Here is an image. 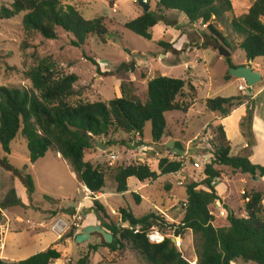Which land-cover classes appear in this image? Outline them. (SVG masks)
<instances>
[{
    "label": "trees",
    "instance_id": "16d2710c",
    "mask_svg": "<svg viewBox=\"0 0 264 264\" xmlns=\"http://www.w3.org/2000/svg\"><path fill=\"white\" fill-rule=\"evenodd\" d=\"M106 1L110 7L116 3V0ZM231 10V0H156L153 11L143 12L137 18L122 23V27L142 39L151 40L152 29L160 21L166 22L165 13L177 12L191 26L206 24L209 39L215 43L216 49L222 44L232 53L233 49L227 47L224 38L213 26L215 22H222L224 15ZM20 14H24L21 26L26 35L37 34L45 40H55L56 31L60 29L73 36L72 43L77 47L84 46L91 36L97 37L102 44L107 43L108 31L103 25V18L86 20L66 0H11L8 7L0 6L1 20H10ZM165 25L170 26L167 22ZM230 27L242 38L237 48L244 52L247 61L264 57V0H255L245 13L230 21ZM159 47L170 45L159 42ZM86 59L97 65L91 58ZM225 61L228 68L233 67L230 58ZM230 78L228 71L224 79ZM26 79L31 84L30 88L0 86V147L4 156L10 154V144L20 134L25 140L30 164L42 159L49 150L54 151L68 163L77 181L92 194L103 191L108 177L104 167L84 160L86 153L95 148L96 140L102 141L105 150L109 151L107 154L112 146L128 145L124 142L126 140H114V133L135 135L137 138L129 139V143H133L135 148L143 147L138 138L142 137L145 124L150 123L152 142L158 151L163 152L157 145L166 136L164 114L174 111L187 113L196 95L191 84H187L189 93L184 94L186 81L182 79L157 76L147 83L145 101L135 93L131 82H124L119 86L121 96L110 101L89 103L77 100L71 103V99L80 97L75 74L59 75L43 62L26 72ZM241 100L242 97H217L205 100L204 107L207 112L224 119L241 104ZM248 104L239 128L246 141L245 149L251 152L255 141L251 131L252 102ZM212 126V140L208 142L210 151L206 153L211 158L204 165V179L184 186L182 226L176 233L186 230L192 233L195 264H264V197L261 193H243L245 217H236L228 212L226 227L214 226L215 219L210 215V207L221 202L213 184L222 178L220 168H229L241 176L264 178V166L251 163L247 156H232L231 144L223 126L218 120ZM176 147L175 144L172 149ZM0 164L19 178L29 199L34 193V183L27 166L17 169L6 157L0 160ZM116 164L109 167L107 163V166L114 168ZM183 164L182 159L161 158L155 168L148 163L118 166L109 177L116 193L122 195L128 192V179L134 178L143 183L178 175ZM88 211L94 213L101 227L113 236L111 244H102L110 251L115 252L126 243L147 264H188L169 238L161 244L147 241L145 231L163 222L160 216L150 213L136 217L129 207L120 208L121 222L127 223L130 228L141 226L142 233L133 234L132 229L119 230L118 223L104 224L107 212L99 201L94 200ZM75 233L76 229L72 228L66 239L75 238ZM92 250L96 252L97 246ZM60 258L58 251L48 248L11 264H53ZM86 259L80 260L79 264H86Z\"/></svg>",
    "mask_w": 264,
    "mask_h": 264
},
{
    "label": "rangeland",
    "instance_id": "374dc122",
    "mask_svg": "<svg viewBox=\"0 0 264 264\" xmlns=\"http://www.w3.org/2000/svg\"><path fill=\"white\" fill-rule=\"evenodd\" d=\"M252 1L254 0H233L235 9L226 13L222 22L213 24L224 38L227 47L233 49L230 56L233 67H240L239 65L246 61V57L244 52L237 48L242 38L233 33L230 21L243 11L240 9L242 2L245 5ZM66 2L78 8L86 20L103 18V25L108 31L107 43L102 44L97 37L91 36L84 46L77 47L72 43L73 36L60 29L56 31L57 38L55 40H45L37 34L26 35L24 33L21 26L24 14L10 20L0 19V86L30 88L31 84L26 79V72L43 62L51 66L52 70L59 75L75 74L78 77L76 88L80 92V97L71 99V103L77 100L89 103L110 101L121 96L119 85L124 82H131L135 93L142 101H145L146 85L149 80L157 76L182 79L186 81L185 95L189 93L187 84L196 87L195 99L192 100L193 108L187 115L170 112L164 116L167 128L175 136L184 140L191 139L198 134L201 126L212 118L211 114L205 110L204 105H201L205 100L240 96V92L235 86V78L229 81L222 79L227 72L228 65L225 59L219 56L215 43L209 39V31L203 29L201 23L191 26L179 13L165 15L166 22L170 24V27L181 29L183 32L181 41L185 44L181 43L180 46H177V50H174L169 41L179 44L180 37L177 36L170 40L166 36L165 40L160 38L166 23L164 21H160L153 28L151 40L142 39L122 27V21L137 18L139 10L142 9L133 0H116L114 7H110L106 0H66ZM148 2L152 5V9H155L156 1L149 0ZM10 3L11 0H0V6L8 7ZM196 31L203 35L199 36ZM159 42H164L170 47H159ZM159 55L166 56V59L160 58ZM86 58H91L97 65L95 66ZM252 68L253 70H262V76H264V57L255 59ZM224 125L227 136L235 147L234 154H237L238 148L236 147L243 138L242 134L240 135V128L237 127L234 119L227 120ZM212 128L211 125L205 128L192 147L204 143L203 152H209L208 142L212 140ZM143 138L147 143H151L150 123H146L144 126ZM114 140H126L124 142L128 144L125 147H111L113 150L110 152L117 153L119 157L114 168L107 166V152L109 151L105 149L100 150L95 147L84 157L86 162H90L94 166H102L108 173L106 185L102 191V193H106L105 200L100 199V202L107 208V218L103 221L104 224H119V209L127 206L136 217L150 213L161 216V212H163L169 218L167 219L168 224L176 226L183 217L181 206L185 197L184 186L187 183L202 180V171L207 163L205 157L196 158L199 160L197 161L199 168L192 167L194 161L184 162L183 169L178 175L162 177L155 181H145L141 184L131 178L128 180L129 192L120 196L113 192L114 184L112 178L109 177L116 167L138 165L145 162L155 168L161 158L174 159H170L162 153H160L161 157L156 155L158 150L154 146L153 151H146V153L141 149L142 147L134 150L135 147L130 145L127 137L122 139L121 136H116V133H114ZM242 151L246 155L249 154L245 148ZM4 157L17 168L29 165L26 143L20 134L11 142L9 155L4 156L0 147V160ZM53 165L59 169L53 170L52 174L48 175L43 173L44 170L40 165L34 167L33 172L38 179V184L33 197L35 204H31L19 178L0 164V207L5 217L10 221L12 230L6 255L14 260H24L38 253L49 243V248L61 254V258L53 264H79L80 260L84 258H87L86 264H147L141 255L133 251L126 243H123L122 247L115 252L103 247V242L97 235L89 241L75 244L74 238L66 239L65 237L71 229L60 241L50 244L54 237L50 235L51 223H46L44 221L46 219L42 217L47 215L46 203L42 201L43 197L48 196L45 200L49 204L68 203L67 199L70 201L73 199L83 200V193L77 183L69 179L63 168H60L59 163L55 162ZM220 171L223 176H227L231 191V197L226 200V204L231 209L233 208L236 217H245L241 192L242 190L246 194L259 192L264 197V178L244 177L223 167L220 168ZM178 182H182L183 186H179ZM86 194L89 193L85 192ZM20 199L29 203L28 209L24 210L20 206ZM86 201L89 200L86 199ZM83 203L85 202L83 201ZM111 208L117 215L110 212ZM262 217H264V201H262ZM90 219L91 217H87L86 222ZM26 220L44 225L33 229L29 224H26ZM98 225L101 226V222ZM213 225L226 227L227 223L224 219H220L214 220ZM81 231L82 229H79L75 235ZM193 245L192 233L189 230L182 232L180 254L188 264L196 262ZM94 246H97L96 252L92 250Z\"/></svg>",
    "mask_w": 264,
    "mask_h": 264
},
{
    "label": "crops",
    "instance_id": "0c3cea01",
    "mask_svg": "<svg viewBox=\"0 0 264 264\" xmlns=\"http://www.w3.org/2000/svg\"><path fill=\"white\" fill-rule=\"evenodd\" d=\"M254 1H252V3ZM252 3H249V4H245L244 5L243 2H242V6L240 7V9H243L242 12L245 13L249 9V7L251 6ZM115 5H116V3H115ZM148 5H149V10H152L153 11L154 9H152V7H151L152 5H150V3H148ZM231 5H232V10H234L235 9V5L233 3V0H231ZM77 10H78V8H77ZM242 12L240 13V15L243 14ZM142 13H143L142 9L139 10L138 16H140ZM170 13H177V12H166L165 15L167 16ZM126 21L127 20L123 21L122 23H124ZM196 32H197V34L199 36L203 35V33L199 32V31H196ZM165 36L168 38V40L173 39V38H175L177 36L180 37V39H179L180 43L179 44H174L172 41H169V44L172 45V48L174 50H177V46L178 45L180 46L181 43H184V42L181 41L182 40V37H183V32L181 31V29H175L174 27H170V26L164 25L163 35L160 38H162L163 40H165L166 39ZM231 55H232V53L230 52V56ZM159 56H160V58H163V57L165 58L166 57L164 55H159ZM165 59H163V60H165ZM253 61H252V63H253ZM252 63L250 65V67L253 70ZM247 64H248V61L246 59V61L244 63H242L241 65H239V66H246ZM228 71H229V68L227 69V72ZM254 71L255 72H259L260 75L262 76V70H259L258 69V70H254ZM226 73L222 77V79L224 81H229V80L234 79V78L231 77L229 80H225L224 77H225ZM241 83L242 82L239 79H235V86H236L237 90H238V85H241ZM239 97H242L241 104L238 105L236 108H234L228 117H226L224 119H221L217 115H214V114L210 113L212 118L209 119L207 122H205L201 126V130L199 131L198 134L194 135L191 139H188V140H184L181 137L175 136L174 133L170 129L167 128V121H166V136H164L161 139L160 144L157 145L158 148H160L161 150H163V152L158 151V153L156 155H158V156L161 157L160 153H162L163 155H165L166 157H168L170 159H182V160H184V162H187V161H190L191 160V161H194L193 164H195V163H197V161H199V160H196V158H198L199 156L200 157L201 156H204L205 157V160H207V162H208L210 160L211 156L203 152L204 143H201L199 145H194L195 146L194 148L192 147V144L196 140H198V136H200L204 132V129L207 128V127H209L210 125L211 126L214 125V121H216V120H218V122L223 126L224 131H225V134H226V137L229 140V138L227 136L226 127L224 125L225 122L227 120H229V119H234L235 120V124H237V127L239 128V125H240L241 120L246 115V110H247V107L249 105L248 102L251 101L252 102V110H253V118H252L251 131H252V134H253V137H254L255 145L251 149V152H249L248 155L244 154L242 150L246 147V141L242 138L241 143L236 147V148H238L236 150L238 153L237 154H234V148L235 147L231 144V141L229 140V142L231 144V152H230V154L232 156H237V155L247 156L249 158V160L251 161V163L264 166V76H262V81L259 84L253 86L252 88H248L243 93L240 92V96ZM229 98H231V97H229ZM234 98H236V97H234ZM201 105H204V102ZM192 108L193 107H191L187 111V113H185V115H187ZM174 112H177V111H174ZM176 123H177V121H176ZM239 131H240V129H239ZM117 135L118 136H121L122 139H125V137H127V139H130V140L131 139L133 140L134 137L137 138V136H135V135L126 136V135H122L120 133H116V136ZM240 135H241V133H240ZM138 139L139 140L141 139L142 143L144 144V146L142 148L141 147H139V148H141L142 150H144L145 153H146V151H153L154 150L153 146L156 147V145L152 142V138H151V143H147L146 141H144L143 134H142V137L141 138L139 137ZM169 144H170V149L167 152L165 146L166 145H169ZM175 144L177 145V147L175 149H172ZM130 145L133 146V143H130ZM161 146H163V147H161ZM109 150L112 151L113 149L111 148ZM134 150H136V148ZM142 150H140V151H142ZM55 162L56 163H59L60 168L61 167L63 168L64 172H66V174H67V176L69 177L70 180H72L75 183H77V186L81 189V191L83 193V200L76 201L75 199H73V201H70L69 199H67L66 201L68 203H66V202L65 203L64 202L63 203L57 202L55 204H49L45 200L48 196L47 195H46L47 197L44 196L42 201L46 203V213H47L46 216H42L44 219H46L44 221H46V223H52L53 221H55L57 219H69V218H72V217H74L76 215H80L82 217V230L86 226L98 225L99 222H98V219H97L96 215L94 213H90L88 210L93 206V201L94 200L99 201V202H100V199L105 200L106 193H102V192H100L98 194H92V193H90L82 184H80L77 181L76 176L72 172V169L70 168V166L68 165V163L61 158L60 154H58V153H56L54 151L49 150L42 159L36 161L33 164H30L29 163V159H28L29 165H25V166H27V168H28L27 170H28L29 174L31 175L32 180H33V183H34V193H35V191L37 189V184H38L37 183L38 182L37 181L38 179L35 176V173L33 172L34 167H36V165H40L42 167V170H44L43 173L45 175H48V174H52L53 170H56V169L58 170L59 169V168H56V166L53 165ZM22 167H24V166H22ZM22 167H20V168L15 167V168L21 169ZM192 167H193V165H192ZM244 177H246V176H244ZM203 179H204V176L202 175V180ZM138 183L141 184L142 182H138ZM228 183H229V181H228L227 176H223L222 175L221 180L215 181L213 184H214L215 190H216L219 198L221 199V202L219 204L222 205V207L226 210L227 214H228V212H232L235 215L236 213L234 212L233 208L231 209L226 204V200L227 199L229 200L230 197H231V191L229 189V184ZM127 186H128V181H127ZM85 192L89 193L90 195L89 194H86L85 195ZM113 192L115 194H117L116 193L115 186L113 188ZM128 192H129V187H128ZM34 193L30 197V203L31 204H35V202L33 201ZM241 193L243 194L244 191L242 190ZM123 195L124 194H122L120 196H123ZM86 199L89 200V201H86ZM83 201L85 203H83ZM20 203H21L20 206L24 210L25 209H28V207H29V203L28 202H24L23 200L20 199ZM104 208H105V210L107 212V208L105 206H104ZM210 208H212V209H210V211H213L214 210V204ZM110 210H111L110 212H112L114 215H117V213L112 208ZM53 213H55V214H53ZM65 216H67V217H65ZM87 217H91V219H90V221H87L86 222ZM118 220L120 221V218H118ZM216 220H219V219H215V221ZM40 225L43 226L44 224L40 223ZM38 228H36V229H38ZM11 233H12V230H11L9 236H8V239H7V244H6V249H5V255H6V252H7L8 243L10 241ZM50 235H53V234L50 232ZM55 242H58V241H56L55 240V237H54V240L51 241L50 244H53ZM47 247L49 248V243L45 247H43L40 251H38V253L39 252H42V251H45ZM6 258L8 260H10L11 262H18V261H20V260H14V259H12L11 257H9V255H6Z\"/></svg>",
    "mask_w": 264,
    "mask_h": 264
},
{
    "label": "built area",
    "instance_id": "2783aa9c",
    "mask_svg": "<svg viewBox=\"0 0 264 264\" xmlns=\"http://www.w3.org/2000/svg\"><path fill=\"white\" fill-rule=\"evenodd\" d=\"M203 29H207L206 24H202ZM242 83L241 85H238V90L240 92H245L248 87L246 86L245 82L243 80H240ZM119 157L118 154L115 152H110L108 154V166L113 167L116 162L118 161ZM194 168H199V164L195 163L193 164ZM178 185H182V182H179ZM245 201H248L247 199ZM210 215H212L215 219H226L227 218V212L226 210L220 205L218 202L214 203V210L210 211ZM163 219V222H159L158 226H152L148 230L145 231V237L147 241L150 244H161L163 243L167 238L173 239L174 243L173 245L177 249L179 253H181V233H176L177 230L180 229L182 224L179 222L176 224V226H172L168 224V216L161 212V216ZM167 221V222H166ZM119 221L118 228L119 230L122 229H132L133 234L142 233L141 226H134L132 228L129 227L127 223H123ZM26 224L30 225L33 229H36L38 227H42V225H38L36 223H31L29 220H26ZM72 228H75L76 231L79 229H82V217L80 215H76L69 219H57L51 223L50 226V232L55 237L56 241H60L65 234ZM11 232V223L10 221L5 217L4 212L2 208L0 207V264H11L10 260L6 258L5 255V249L7 244L8 236ZM183 258V257H182ZM184 259V258H183ZM185 260V259H184ZM186 261V260H185ZM187 262V261H186ZM188 263V262H187ZM189 264H195L193 262Z\"/></svg>",
    "mask_w": 264,
    "mask_h": 264
},
{
    "label": "water",
    "instance_id": "95a60500",
    "mask_svg": "<svg viewBox=\"0 0 264 264\" xmlns=\"http://www.w3.org/2000/svg\"><path fill=\"white\" fill-rule=\"evenodd\" d=\"M135 3H137L143 10V12L149 11V5L147 3V0H133ZM218 54L219 56L223 57L224 59L230 58V52L227 50V48L223 45L218 47ZM252 63V60L248 61V64L246 66H240V67H231L229 68V75L232 78L243 80L248 88H252L253 86L259 84L262 81V76L259 72H255L251 69L250 65ZM94 145L96 148L100 150H104V145L100 140H96L94 142ZM163 147V146H161ZM166 151L168 152L170 149V144L166 145ZM99 236L104 244H111L113 241V236L103 229L99 225H90L83 228L82 232L78 233L74 238L75 244H81L86 241H89L93 236ZM171 243H174V240L171 239Z\"/></svg>",
    "mask_w": 264,
    "mask_h": 264
}]
</instances>
